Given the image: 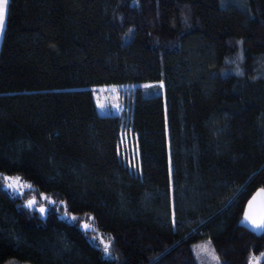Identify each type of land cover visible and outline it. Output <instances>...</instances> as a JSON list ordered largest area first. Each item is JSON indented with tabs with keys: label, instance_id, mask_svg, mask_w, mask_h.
<instances>
[{
	"label": "trees",
	"instance_id": "16d2710c",
	"mask_svg": "<svg viewBox=\"0 0 264 264\" xmlns=\"http://www.w3.org/2000/svg\"><path fill=\"white\" fill-rule=\"evenodd\" d=\"M104 30L119 39L106 58ZM127 83L148 84L133 93L137 170L93 91ZM5 175L75 219L43 217ZM259 188L264 0H8L0 264H199L206 240L224 264H264V233L239 225Z\"/></svg>",
	"mask_w": 264,
	"mask_h": 264
},
{
	"label": "rangeland",
	"instance_id": "374dc122",
	"mask_svg": "<svg viewBox=\"0 0 264 264\" xmlns=\"http://www.w3.org/2000/svg\"><path fill=\"white\" fill-rule=\"evenodd\" d=\"M8 8V5H7ZM7 15V9H6ZM6 22V16H5ZM5 27V26H4ZM3 31H0V45L3 37ZM119 39L104 30L102 33V56L106 58L108 56V44L110 41ZM147 83H127L116 85H101L93 88L97 107L103 115H119L122 118L123 126L120 142L121 157L134 169H138V149L137 139L133 133L130 125L133 93L137 87H144ZM11 178V179H9ZM5 188L16 194L25 196V204L32 209L37 210L43 217L47 215L50 209L54 208L58 211L61 218L73 221L75 215H70L66 211H62V202H56L53 198L45 193L39 195L35 194L32 185L23 181L20 176L17 175H5L4 176ZM12 184V187L9 185ZM30 195L31 197H28ZM33 203L29 206V202ZM44 209V211H41ZM84 225H86L84 223ZM83 225V227H84ZM194 251L199 260V264H224V260L220 259L214 252L211 243L206 240L194 245ZM264 259V257H263ZM256 256L253 257L250 264H254Z\"/></svg>",
	"mask_w": 264,
	"mask_h": 264
},
{
	"label": "water",
	"instance_id": "95a60500",
	"mask_svg": "<svg viewBox=\"0 0 264 264\" xmlns=\"http://www.w3.org/2000/svg\"><path fill=\"white\" fill-rule=\"evenodd\" d=\"M250 217L251 219H247ZM264 220V188L257 189L246 202L239 225L250 232L260 236L264 233V225L257 224ZM255 221L256 223H252Z\"/></svg>",
	"mask_w": 264,
	"mask_h": 264
},
{
	"label": "snow or ice",
	"instance_id": "6c2138e0",
	"mask_svg": "<svg viewBox=\"0 0 264 264\" xmlns=\"http://www.w3.org/2000/svg\"><path fill=\"white\" fill-rule=\"evenodd\" d=\"M7 5H8V0H0V31H2L4 26H5V16H6ZM9 179H11V178H9ZM12 186H13L12 184L9 185V187H12ZM32 203L33 202L30 201L29 206H31ZM41 211H44V209H41ZM247 219H251V218L248 217ZM252 223L255 224L256 222L252 221ZM262 225H264V220H262L260 222V224H257L256 226L260 227ZM89 227H90V225H84L85 230H87ZM107 251H108V247L105 246V252H107Z\"/></svg>",
	"mask_w": 264,
	"mask_h": 264
},
{
	"label": "crops",
	"instance_id": "0c3cea01",
	"mask_svg": "<svg viewBox=\"0 0 264 264\" xmlns=\"http://www.w3.org/2000/svg\"><path fill=\"white\" fill-rule=\"evenodd\" d=\"M1 46V45H0Z\"/></svg>",
	"mask_w": 264,
	"mask_h": 264
}]
</instances>
